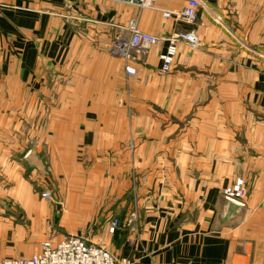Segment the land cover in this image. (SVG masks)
<instances>
[{
  "label": "crops",
  "instance_id": "0c3cea01",
  "mask_svg": "<svg viewBox=\"0 0 264 264\" xmlns=\"http://www.w3.org/2000/svg\"><path fill=\"white\" fill-rule=\"evenodd\" d=\"M199 1L189 25L163 15L188 0H0V259L78 235L134 264H264V0ZM130 19L161 39L134 75L108 53ZM176 31L202 45L163 75Z\"/></svg>",
  "mask_w": 264,
  "mask_h": 264
},
{
  "label": "built area",
  "instance_id": "2783aa9c",
  "mask_svg": "<svg viewBox=\"0 0 264 264\" xmlns=\"http://www.w3.org/2000/svg\"><path fill=\"white\" fill-rule=\"evenodd\" d=\"M130 5L140 8H152L153 0H127ZM202 4L199 0H188L182 11H163L164 17H173L180 22L194 25L198 21ZM160 38L143 32L136 19H130L126 25L117 26L116 34L108 49L110 55L125 61V71L129 75L136 74L134 64L139 57L149 51L160 42ZM167 46L159 59L161 71L168 74L172 71L178 44L186 42L193 48H199L202 44L194 32L176 31L166 37ZM223 197L230 202L245 206L248 196V188L243 178H237L231 185L224 188ZM42 196H46L45 193ZM118 219L109 223L108 230L115 233L119 227ZM0 264H134L130 260H117L105 247L89 242L83 236L69 235L61 240H45L39 250L30 257H16L0 259Z\"/></svg>",
  "mask_w": 264,
  "mask_h": 264
},
{
  "label": "water",
  "instance_id": "95a60500",
  "mask_svg": "<svg viewBox=\"0 0 264 264\" xmlns=\"http://www.w3.org/2000/svg\"><path fill=\"white\" fill-rule=\"evenodd\" d=\"M27 159L29 160L30 164L35 165V166L39 167L40 169L43 168L41 160H40L39 157L34 153V151H30V152L27 154ZM229 202H230V201H229ZM230 203H233V202H230ZM231 206L235 207L236 204L234 205V203H233ZM237 206H238V205H237ZM238 207H239V206H238Z\"/></svg>",
  "mask_w": 264,
  "mask_h": 264
},
{
  "label": "rangeland",
  "instance_id": "374dc122",
  "mask_svg": "<svg viewBox=\"0 0 264 264\" xmlns=\"http://www.w3.org/2000/svg\"><path fill=\"white\" fill-rule=\"evenodd\" d=\"M113 39V38H112ZM112 39H111V42H112ZM111 42H110V45H111ZM110 47V46H109ZM109 53V52H108ZM148 55V53L146 54H143L139 57V60H138V63L141 62V61H145L144 59L146 58V56ZM112 56V55H111ZM114 57V56H113ZM118 58V57H116ZM160 73L163 74V75H167V74H164L162 71H161V67H160Z\"/></svg>",
  "mask_w": 264,
  "mask_h": 264
}]
</instances>
